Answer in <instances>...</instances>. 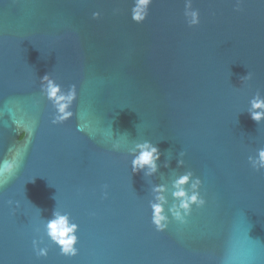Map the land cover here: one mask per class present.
<instances>
[{
    "label": "water",
    "instance_id": "water-1",
    "mask_svg": "<svg viewBox=\"0 0 264 264\" xmlns=\"http://www.w3.org/2000/svg\"><path fill=\"white\" fill-rule=\"evenodd\" d=\"M131 2L0 0V160L19 164L0 188V264H264V173L247 163L264 147V121L247 112L264 98V3L192 0L200 24L188 28L185 0H153L140 25ZM45 74L77 87L60 126L39 94ZM145 141L160 152L148 177L131 170ZM187 171L205 207L155 232L152 187H167V213ZM55 208L79 226L76 257L44 236Z\"/></svg>",
    "mask_w": 264,
    "mask_h": 264
},
{
    "label": "clouds",
    "instance_id": "clouds-1",
    "mask_svg": "<svg viewBox=\"0 0 264 264\" xmlns=\"http://www.w3.org/2000/svg\"><path fill=\"white\" fill-rule=\"evenodd\" d=\"M244 0H234V12L242 11ZM264 3V0H261ZM153 0H132L129 11L132 23L140 25L148 17L150 6ZM120 9H114L113 14L118 15ZM183 17L188 28L198 27L200 24V12L192 6V0H185ZM101 13L96 11L91 14L92 20H99ZM248 73L242 77V82L251 80ZM39 94L41 98L51 106L52 115L50 123L52 126H60L71 120L73 117L72 105L77 100V87L71 84L66 91L61 90L59 84L50 76L45 74L39 80ZM250 119L256 124L264 121V98L257 93L250 101L247 110ZM77 125V131H82ZM22 138V137H21ZM118 148L113 145L112 150ZM131 170L133 174L142 172L144 177L152 176L158 171L157 161L160 159V152L151 142L138 143L131 152ZM180 157L183 153L179 154ZM247 163L254 172L264 173V147L258 148L254 156L247 157ZM19 164L15 154L6 156L0 160V188L8 183L9 179L17 171ZM167 167V164L165 165ZM177 167H183V159L177 160ZM202 182L199 177H194L191 171L176 176L172 181L173 191L171 193L175 203L165 212L164 205L167 202L165 192L167 187L163 184L152 187L153 199L149 204L151 209L150 223L157 233L167 231L169 223L174 221L179 225H185L194 208L205 207L206 200L201 195ZM106 196V193H105ZM171 217V219H169ZM44 236L59 250V255L65 258H73L78 255L76 247L78 243L77 232L79 226L71 221L68 213H62L57 208L52 212L48 220L42 224ZM43 240H32V251L37 260L46 259L48 248L40 247Z\"/></svg>",
    "mask_w": 264,
    "mask_h": 264
}]
</instances>
